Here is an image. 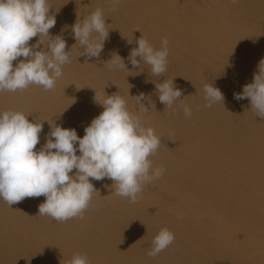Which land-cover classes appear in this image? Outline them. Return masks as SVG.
Listing matches in <instances>:
<instances>
[{
  "label": "bare ground",
  "instance_id": "6f19581e",
  "mask_svg": "<svg viewBox=\"0 0 264 264\" xmlns=\"http://www.w3.org/2000/svg\"><path fill=\"white\" fill-rule=\"evenodd\" d=\"M47 2L56 19L50 35L66 39L71 62L52 90L30 85L0 92V112H22L41 123L39 150L55 125L82 138L103 111L95 95L100 101L119 95L161 138L149 159L165 171L144 185L136 203L115 195L113 181L91 180L97 191L83 218L63 222L38 215L44 196L12 208L0 199V264H67L77 254L90 264H264V120L249 99H234L264 58V0H120L115 8L111 0ZM98 8L109 29L103 51L99 58L78 56L83 49L71 26ZM141 36L157 50L167 38L163 76H153L143 61L136 68L128 61ZM41 40L45 45L36 50H45L49 38ZM116 55L128 69L105 64ZM173 77L182 101L169 108L155 83ZM211 84L225 99L206 107L203 89ZM140 93L149 97L142 101L147 113L134 98ZM183 105L191 107L190 117ZM164 228L174 241L150 257Z\"/></svg>",
  "mask_w": 264,
  "mask_h": 264
},
{
  "label": "clouds",
  "instance_id": "9594fccd",
  "mask_svg": "<svg viewBox=\"0 0 264 264\" xmlns=\"http://www.w3.org/2000/svg\"><path fill=\"white\" fill-rule=\"evenodd\" d=\"M111 3L115 8L120 0H111ZM231 3L236 4L238 0ZM50 9L47 0H0V92L23 91L30 85L52 90L63 75V66L71 62L66 39L62 35H50V29L56 24ZM71 32L83 49L78 56L99 58L109 35L103 10L98 8L88 17L78 18ZM37 36L39 40L30 44ZM42 36L49 38L48 44L45 50H36L41 44L45 45ZM136 43L138 47L133 48L127 58L131 65L136 68L143 61L151 67L153 76H163L169 54L167 38L162 40L159 50L142 36ZM21 57L24 59H19ZM105 64L128 69L119 55ZM257 67L253 82L244 85L241 93H234V99H249L255 117L264 120V58ZM174 80L175 77L155 83L158 99L165 107L171 108L182 101V90ZM203 91L206 107L224 103L223 93L213 84L205 85ZM134 98L140 110L147 113L148 107L142 101L149 97L140 93ZM94 100L103 111L85 127L82 138L74 128L55 125L39 150L36 146L43 131L41 123L30 122L22 112H0V199L10 208L25 198L44 196L46 199L39 205L38 215L58 222L83 218L97 191L91 180L113 181L111 187L115 186V195L136 203L144 185L164 174L165 169H153L149 159L156 153L161 138L129 112L119 95H106L102 101L95 95ZM183 110L186 117L192 115L188 105H183ZM174 238L170 230L161 229L152 240L148 255L156 257ZM67 264L90 262L87 255L77 254Z\"/></svg>",
  "mask_w": 264,
  "mask_h": 264
}]
</instances>
